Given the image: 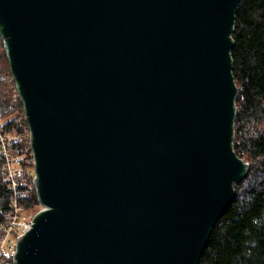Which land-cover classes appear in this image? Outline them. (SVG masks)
Returning <instances> with one entry per match:
<instances>
[{
  "label": "water",
  "instance_id": "1",
  "mask_svg": "<svg viewBox=\"0 0 264 264\" xmlns=\"http://www.w3.org/2000/svg\"><path fill=\"white\" fill-rule=\"evenodd\" d=\"M239 0H0L41 206L13 264H197L232 148Z\"/></svg>",
  "mask_w": 264,
  "mask_h": 264
},
{
  "label": "trees",
  "instance_id": "2",
  "mask_svg": "<svg viewBox=\"0 0 264 264\" xmlns=\"http://www.w3.org/2000/svg\"><path fill=\"white\" fill-rule=\"evenodd\" d=\"M231 74L236 86L232 148L250 166L247 176L234 184L232 203L212 227L197 264H264V0H239L230 35ZM0 40V119L13 136L9 155L17 164L15 192L5 177L0 154V233L14 202L23 210L39 205L28 170L31 150L27 123L19 122L23 106Z\"/></svg>",
  "mask_w": 264,
  "mask_h": 264
},
{
  "label": "built area",
  "instance_id": "3",
  "mask_svg": "<svg viewBox=\"0 0 264 264\" xmlns=\"http://www.w3.org/2000/svg\"><path fill=\"white\" fill-rule=\"evenodd\" d=\"M1 40V38H0ZM13 80L12 77L7 78V81ZM19 122L26 123L25 116H20L18 118ZM28 127V126H27ZM26 139L28 147L26 149H30V136L29 130L27 129V135L24 138ZM12 138L9 134H6L3 131V127L0 124V154L3 156L5 160V177L6 180L10 183V188L15 192L17 181V173L13 168V159L10 158L9 155V144ZM31 150V149H30ZM30 163L34 166V160L32 157V152L30 154ZM33 179H34V167L31 173V188L33 187ZM35 191V190H34ZM23 211V208L17 203L14 202L12 206V212L8 216L7 223L3 227L0 233V264H13V256L16 251V243L18 237L22 236L26 231L29 230L31 219L28 221H22L20 214Z\"/></svg>",
  "mask_w": 264,
  "mask_h": 264
},
{
  "label": "rangeland",
  "instance_id": "4",
  "mask_svg": "<svg viewBox=\"0 0 264 264\" xmlns=\"http://www.w3.org/2000/svg\"><path fill=\"white\" fill-rule=\"evenodd\" d=\"M2 121H3V119L2 120L0 119V124H2ZM11 138L13 139L14 137L11 136ZM13 168L14 169L17 168V164L16 163H13ZM32 171H33V168H31V169L28 170V176L31 177ZM40 210H41V206H39V205L37 207H34V208L30 209V210H23L21 212V214H20L21 220L22 221H28V220H30L34 216V214H36Z\"/></svg>",
  "mask_w": 264,
  "mask_h": 264
}]
</instances>
